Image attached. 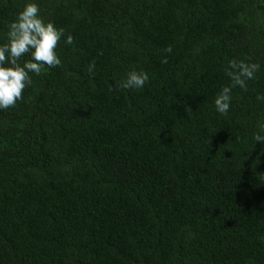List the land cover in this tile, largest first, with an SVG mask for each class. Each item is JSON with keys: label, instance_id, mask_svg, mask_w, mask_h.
<instances>
[{"label": "trees", "instance_id": "obj_1", "mask_svg": "<svg viewBox=\"0 0 264 264\" xmlns=\"http://www.w3.org/2000/svg\"><path fill=\"white\" fill-rule=\"evenodd\" d=\"M28 3L62 64L0 109V264H264V0H0V46Z\"/></svg>", "mask_w": 264, "mask_h": 264}, {"label": "clouds", "instance_id": "obj_2", "mask_svg": "<svg viewBox=\"0 0 264 264\" xmlns=\"http://www.w3.org/2000/svg\"><path fill=\"white\" fill-rule=\"evenodd\" d=\"M8 27V42L0 46V109L3 110L15 107L18 101L23 99V91L32 84L29 73L38 75L45 65L49 68L61 66L62 61L56 49L64 36L63 28L57 29L53 23H45L36 3L26 4ZM73 42V37L69 35L65 43L71 45ZM164 51L171 53V46ZM29 53H31L32 59L21 66L20 59ZM248 60L250 61L251 58ZM161 63H167V59H163ZM94 68L95 62L89 65V72L93 73ZM259 70L258 63L235 59L228 62L224 72L230 79V84L221 89L214 101L216 111L220 115L226 117L229 113L232 89L239 87L243 91H247L248 81L254 80ZM148 82L149 77L146 72L131 71L126 79L115 84L113 90L119 88L141 89ZM257 100L264 101V95H258ZM186 111H190V109H186ZM259 129L260 132L254 134V140L264 143V135L260 134L264 133V123L259 125Z\"/></svg>", "mask_w": 264, "mask_h": 264}]
</instances>
